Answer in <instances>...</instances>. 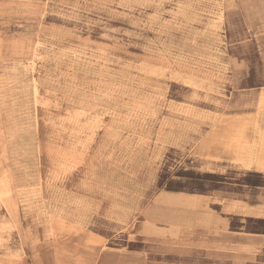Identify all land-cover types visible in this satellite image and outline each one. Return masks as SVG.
<instances>
[{
    "label": "rangeland",
    "instance_id": "374dc122",
    "mask_svg": "<svg viewBox=\"0 0 264 264\" xmlns=\"http://www.w3.org/2000/svg\"><path fill=\"white\" fill-rule=\"evenodd\" d=\"M262 93L264 0H0V264H264V165L201 146Z\"/></svg>",
    "mask_w": 264,
    "mask_h": 264
},
{
    "label": "crops",
    "instance_id": "0c3cea01",
    "mask_svg": "<svg viewBox=\"0 0 264 264\" xmlns=\"http://www.w3.org/2000/svg\"><path fill=\"white\" fill-rule=\"evenodd\" d=\"M261 99V98H260ZM260 99L258 102V105L260 103ZM218 129L215 130H227V131H243L245 132V137L247 141L251 138V135L249 133V130H256L255 124L253 122H232V123H220V127H217ZM214 130V131H215ZM228 155H233L234 157L238 158L240 161L246 162V166L248 163L247 154L242 153V154H228ZM218 156H220L218 154ZM260 163H262V166L260 168H255L254 171H261L263 169L264 165V157L260 158ZM248 167V166H247ZM241 206L243 209V212L246 214L253 216V217H263L260 215H255L251 213L250 209H247V206L245 205H240L239 203L235 202L231 205V209L234 207H239ZM184 224V223H182ZM186 224H192V223H186ZM168 229H174L177 228L178 232L180 231V226L181 224H173L169 223V225H166ZM165 229V228H163ZM236 239V236H225L223 239H217L215 237L210 238L209 240H206L207 243L212 244L211 245V252L207 251L206 247L202 246H196V247H189L187 244H184V242H188V239L186 238L185 240H180V245L173 244L172 240L169 239L166 242L167 243H172L170 245L165 246L164 248V259L162 260L164 264H233L232 259L230 256L226 257H221L219 256L218 252L216 251V244L219 243H230L234 242ZM196 243H200V238L196 237L195 240H191ZM253 240L251 238H248V240H244V244L251 243ZM263 241L262 238H257L255 239L256 242H261ZM211 253V254H209ZM195 259V260H194ZM263 263H264V257H263Z\"/></svg>",
    "mask_w": 264,
    "mask_h": 264
},
{
    "label": "bare ground",
    "instance_id": "6f19581e",
    "mask_svg": "<svg viewBox=\"0 0 264 264\" xmlns=\"http://www.w3.org/2000/svg\"><path fill=\"white\" fill-rule=\"evenodd\" d=\"M223 14V13H222ZM213 24V23H212ZM212 27V26H211ZM14 42V41H13ZM16 43V42H15ZM208 58V57H207ZM27 64V63H26ZM31 65V64H29ZM28 65V66H29ZM26 66V65H24ZM30 67V66H29ZM28 70V69H26ZM161 71V70H160ZM159 71V72H160ZM132 73V72H131ZM153 73V71H152ZM112 74V73H111ZM116 74V73H115ZM125 76V75H124ZM157 76V75H156ZM121 77V76H120ZM160 77V76H159ZM185 77V75H184ZM188 79L192 80L189 82L192 83H196L195 82V77L193 76H186ZM186 79V78H185ZM205 79V78H204ZM35 80V79H34ZM113 80V79H112ZM151 80V79H150ZM36 81V80H35ZM145 81V80H144ZM200 81V80H199ZM139 82V81H138ZM36 84V82H35ZM148 84V83H147ZM196 86V85H195ZM37 88V87H36ZM167 89V88H166ZM138 94V93H137ZM156 94V93H155ZM104 96V95H103ZM173 101V100H172ZM23 107V106H22ZM200 108V107H199ZM259 108L264 109V95L262 93V97L260 99V103H259ZM161 110V109H160ZM100 111V110H99ZM110 111V110H109ZM258 112V111H257ZM260 112V111H259ZM26 113V112H25ZM115 113V112H114ZM29 114V113H28ZM261 114V113H260ZM258 115V113H257ZM263 115V113H262ZM229 117V116H228ZM233 117V116H232ZM239 117V116H238ZM241 117V116H240ZM244 117V116H243ZM246 117V116H245ZM258 117V116H256ZM261 117V116H260ZM264 117V116H263ZM222 118V119H221ZM220 119V123H232V122H253L255 124V128L256 130L254 131L255 138H253V140H251L250 142H252L251 147L248 149V145H250L249 141H247L246 137H245V132L243 131H227V130H215L213 131L211 134L208 135V137L206 138V140L203 142V145L201 146H205V148H208L207 150H205L204 152H210L209 149L212 148H219L222 150V152L226 153V154H242V153H246L248 156V163L247 166L250 168H260L262 166V163H260V158L262 156V158L264 157V148L258 152H256L257 146L259 144H261V146H264V123L263 125L260 124V122L258 121V119H253V120H248L246 118H234V119H225V117H221ZM263 119V118H262ZM261 120V119H260ZM264 120V119H263ZM116 121V120H115ZM122 121V120H121ZM124 122V121H123ZM264 122V121H262ZM94 123V122H93ZM129 123V122H128ZM123 124V123H122ZM117 125V124H116ZM215 125V124H214ZM124 126V125H123ZM113 127V126H112ZM92 128V127H91ZM213 128V127H212ZM29 129V128H28ZM108 129V128H107ZM34 131V130H33ZM107 133V132H106ZM172 133V132H171ZM181 134V133H180ZM127 135V134H126ZM26 136V135H25ZM206 137V136H205ZM34 138V137H33ZM205 139V138H204ZM122 144V143H121ZM127 144V143H126ZM28 145V144H27ZM32 146V145H31ZM119 146V145H118ZM260 147V145H259ZM198 148V147H197ZM259 149V148H258ZM122 150V149H121ZM196 150V149H195ZM214 150V149H213ZM221 152V154H223ZM219 153V152H218ZM217 153V155H218ZM210 154H208L207 156H209ZM36 158V157H35ZM35 161V160H34ZM137 184V183H136ZM91 185V184H90ZM138 185V184H137ZM61 188V187H60ZM64 188V187H63ZM7 192L6 188H3V190H0V197L3 198V196L5 195V193ZM74 192V191H73ZM77 193V192H76ZM75 194V193H74ZM80 196V195H79ZM52 197V196H51ZM218 200V199H216ZM5 201V200H3ZM215 201V200H214ZM14 207V206H13ZM68 207V206H67ZM17 208V207H16ZM237 208V207H234ZM76 210V208H75ZM66 211V210H65ZM69 211V210H68ZM128 211V210H127ZM147 209L145 210L146 213ZM251 213L255 214V215H260V216H264V207L258 208L257 210H251ZM58 212V211H57ZM59 213V212H58ZM61 214V213H60ZM74 215V214H73ZM49 216V215H48ZM49 218V217H48ZM42 219V218H41ZM51 224V223H50ZM53 231V230H52ZM259 235V234H258ZM130 237V236H129ZM255 239L257 238H251V240H253L251 243H247L245 244L246 246L244 247L245 249L250 250L252 248V246L255 243Z\"/></svg>",
    "mask_w": 264,
    "mask_h": 264
}]
</instances>
